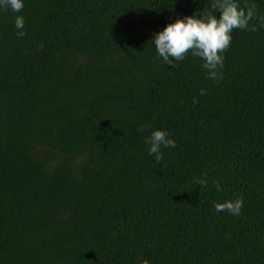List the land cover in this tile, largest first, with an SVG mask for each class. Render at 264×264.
Wrapping results in <instances>:
<instances>
[{"label": "trees", "instance_id": "obj_1", "mask_svg": "<svg viewBox=\"0 0 264 264\" xmlns=\"http://www.w3.org/2000/svg\"><path fill=\"white\" fill-rule=\"evenodd\" d=\"M212 3L0 9V264H264V0H238L255 18L215 80L151 42ZM158 129L177 145L159 162Z\"/></svg>", "mask_w": 264, "mask_h": 264}, {"label": "clouds", "instance_id": "obj_2", "mask_svg": "<svg viewBox=\"0 0 264 264\" xmlns=\"http://www.w3.org/2000/svg\"><path fill=\"white\" fill-rule=\"evenodd\" d=\"M23 8L24 0H0V9L20 13ZM254 18V9L249 8L245 11L238 0H213L207 14L203 11L201 16L193 14L178 18L168 23L163 30L154 33L151 42L159 57L168 66L175 67L176 61H183L191 53L192 56L204 61L202 66L208 72L207 78L215 80L217 70L224 66L223 53L230 47L233 30H247ZM260 19L264 22V17ZM24 27V17L17 15L15 28L18 38L26 35ZM203 94L202 90L201 95ZM144 130L143 126L139 128L140 132ZM145 142L150 145L149 154L153 155L157 162L163 159L162 147L174 149L177 146L167 130L160 129L152 131ZM200 183L206 185V178H202ZM242 208V198L215 205L217 212L228 211L232 215H240Z\"/></svg>", "mask_w": 264, "mask_h": 264}]
</instances>
